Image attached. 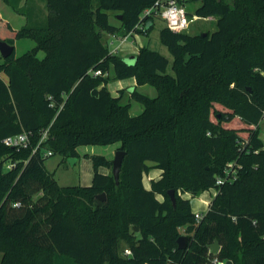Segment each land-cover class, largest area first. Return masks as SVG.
<instances>
[{
  "label": "trees",
  "instance_id": "obj_1",
  "mask_svg": "<svg viewBox=\"0 0 264 264\" xmlns=\"http://www.w3.org/2000/svg\"><path fill=\"white\" fill-rule=\"evenodd\" d=\"M157 1L6 0L27 23L15 29L0 15V40L36 44L0 62V264H264V0H178L198 2L188 16L213 17L216 29L163 27L172 62L146 45L134 62L111 53L105 33L147 34L155 15L146 29L136 25ZM110 70L157 94L113 96ZM132 100L141 113H131ZM24 132L27 146L5 144ZM113 143L126 151L119 183L102 154H84L89 185L62 186L45 164L47 150L68 160L79 146ZM155 168L161 175L147 188ZM213 187L197 220L191 198Z\"/></svg>",
  "mask_w": 264,
  "mask_h": 264
},
{
  "label": "rangeland",
  "instance_id": "obj_2",
  "mask_svg": "<svg viewBox=\"0 0 264 264\" xmlns=\"http://www.w3.org/2000/svg\"><path fill=\"white\" fill-rule=\"evenodd\" d=\"M33 1H35V0H33ZM183 5H184L187 12L193 14V13H195L196 7L199 5V3L198 2L185 1L183 3ZM41 6L44 7L42 4H41ZM111 20L114 23H117V24L119 23V20L112 14H111ZM153 22H154L153 26L149 29L147 34H145V33L144 34L139 33V34L143 35L144 37H147V39L149 40L147 44L149 45L150 48L157 50L161 54L167 56L169 58L170 62H172V59H173L172 54H171L169 48L161 42V38H160V31L163 27L166 26V21L160 15H157L154 17ZM215 29H216L215 19L202 18L201 17L199 19L193 20L191 22L189 28L186 30V32L195 34V33H200L202 31H206V30L213 31ZM138 37H132L133 42L130 39L129 41L126 42L128 44L124 43L121 46L119 54H123L124 47L131 44V43L136 48L137 47L140 48L139 44L141 42H140ZM110 38H111V36L108 33H105L104 41L109 42ZM136 38H137V40H136ZM15 44H16L15 45V55L20 56L23 53H25L26 51L32 49L35 46L36 42L31 38H21V39H17ZM129 56H131V55H127V57H129ZM169 70L172 71L171 65L169 66ZM112 74H113V71H111V74H110L112 82H115V80H117V81L118 80H126L127 81L129 78H132V77H129V78H124V79H119V78H114ZM3 77L5 79H7V76H3ZM109 86H110V88L111 87L113 88V83H110ZM140 91L143 93H146L148 95H151V96L156 95L155 87L152 85H149V84H146L145 88L140 89ZM114 92L115 91H113V94H114ZM132 104L133 105L131 107V113L133 115L139 114L141 111L136 109L137 107L135 106V104L139 105V107H141L142 104L135 101V100H132ZM260 137L264 143V118L260 122ZM119 147H120V143H113V144H107V145H101V144L82 145V146H79V148H78V150L80 152V157L78 158L79 160L76 163L71 162L69 159L65 160L61 154H52V155L48 156V158L45 161V164L50 171L54 172L55 178L57 179L58 183L62 186L89 185L91 183L86 184V183H84V180H83V173H84L83 162H84V158H85V156L83 154L88 153V152H93L96 154L105 155L109 159H113L115 156L116 150L119 149ZM90 148H91V151H90ZM11 162H14V161L11 160L8 163H11ZM106 171H108V169ZM216 191H217L216 188L213 187V188L208 189V191L198 195L197 197L191 198V204H192L193 208H195L196 200L198 198L203 197V195H206L208 197H213L215 195ZM179 192L182 194L183 197H191L192 196V193L189 191H186V192L179 191ZM211 200H212V198H211ZM211 200L209 201V204H210ZM206 207H207V205H206ZM207 209H205V210L202 209L201 212H205ZM181 232L183 234H185L184 228H181ZM122 245L123 246L125 245L124 241L122 242Z\"/></svg>",
  "mask_w": 264,
  "mask_h": 264
},
{
  "label": "built area",
  "instance_id": "obj_3",
  "mask_svg": "<svg viewBox=\"0 0 264 264\" xmlns=\"http://www.w3.org/2000/svg\"><path fill=\"white\" fill-rule=\"evenodd\" d=\"M148 15H160L165 21L166 25L175 32H183L186 31L191 22L195 19L200 18L197 15H194L190 18L187 14V11L183 4H181L178 0H165V2L157 1L151 7L146 8L142 13V18L137 23L136 28L144 30L147 28V20L146 16ZM135 30L129 31L125 35L117 36L116 34H111L112 38L109 40L110 52L113 54L119 53L121 46L130 40L135 34H137ZM93 75H101L103 74L101 69H90L89 71ZM48 129L44 130L43 137L40 140L37 147L34 148L33 152H35L40 145V143L46 138ZM6 145L9 146H27L30 142L29 133L24 132L14 136H9L4 139ZM46 155H51L52 150H47ZM15 165V162H11L7 164V168H11ZM222 182V178H218L217 184ZM216 194V193H215ZM19 203H14V205H18ZM204 212L197 211L195 212V217L197 220L201 219ZM125 254L131 255V250L126 248L124 250ZM214 264H221L217 260H215Z\"/></svg>",
  "mask_w": 264,
  "mask_h": 264
},
{
  "label": "crops",
  "instance_id": "obj_4",
  "mask_svg": "<svg viewBox=\"0 0 264 264\" xmlns=\"http://www.w3.org/2000/svg\"><path fill=\"white\" fill-rule=\"evenodd\" d=\"M46 11V10H45ZM0 15L2 18H4L6 21H8L13 28L15 29H19L20 27H22L23 25H25L27 23V18L25 15L23 14H20L18 13L17 11H15L13 9V7H11L7 2L6 0H0ZM207 18H211V19H214L213 17H207ZM199 19V18H198ZM112 21V20H111ZM113 22V21H112ZM119 24V23H118ZM117 36H121L120 34H116ZM111 38H112V35H110ZM139 36V37H138ZM133 37H138L139 40H140V44H139V47L141 46H149L147 43H148V39L147 37H144L143 35H140L139 33L135 34ZM110 38V39H111ZM109 39V40H110ZM131 41L133 42L132 40V37L130 38ZM137 40V38H136ZM16 40L14 42V46L16 45ZM128 44V43H126ZM125 44V45H126ZM138 47L136 48L132 43L125 46L124 47V52L123 54H121L122 56L124 57H127V55H136L137 52H138ZM126 51V52H125ZM1 54V52H0ZM38 56L40 58H43L45 56V52L44 51H39L38 53ZM3 56L0 55V62L3 60L2 58ZM111 71H109V75L111 74ZM113 77H114V73L112 74ZM3 76H6L3 74ZM111 76V75H110ZM130 79V80H129ZM127 81L126 80H115V82H112V80H110V82L108 83V87L112 93L113 96H119V91L121 89H131L133 87H137L139 90L140 89H144L146 84L145 85H137V81H136V78L135 77H132V78H129ZM110 83H113V88L111 87L110 88ZM113 91L114 94H113ZM156 94H157V90H156ZM153 95V94H152ZM151 96V95H150ZM155 96V95H153ZM133 105V104H132ZM135 106L137 107L136 109L140 110L141 112L143 111L144 107L143 105L141 107H139V105H136ZM132 107V106H131ZM140 108V109H139ZM140 112V113H141ZM90 151H91V148H90ZM85 153V152H84ZM88 153H93V152H88ZM84 155V154H83ZM79 158V157H78ZM77 158V161L79 160ZM76 161V162H77ZM107 169L106 168H101V171H104V172H107L106 171ZM83 180H84V183L86 184H89L92 182V179H93V174H94V170H93V165H92V162L89 158H84V162H83ZM161 175V170L160 169H152L148 174L145 175L144 177V185L147 187V188H150L151 186V179H158ZM208 191V190H206ZM204 191V192H206ZM202 192V193H204ZM201 193V194H202ZM212 197H208L206 195H203V197L201 198H198L196 200V206L195 208H193L192 206V209L194 212H197V211H202V209H207L209 207V201L211 200ZM192 205V204H191ZM207 205V207H206ZM204 207V208H203ZM206 207V208H205Z\"/></svg>",
  "mask_w": 264,
  "mask_h": 264
},
{
  "label": "water",
  "instance_id": "obj_5",
  "mask_svg": "<svg viewBox=\"0 0 264 264\" xmlns=\"http://www.w3.org/2000/svg\"><path fill=\"white\" fill-rule=\"evenodd\" d=\"M119 16L121 17V15H119ZM202 34H206V32H203ZM14 49H15V46L13 44H11L5 40H0V52L4 58L11 55L13 53ZM135 59H136V55L125 57V60L127 62H134ZM125 154H126V151L119 148L116 150L115 156L112 159V173L114 175L116 183H119L120 171H121V167L123 164ZM69 160L73 163L74 162L76 163L77 158L76 157H70ZM168 194H169L171 200L173 201V203H175L176 202L175 191L173 189H171L168 191ZM97 197L99 199L105 200L106 194L101 193V194H98ZM188 241H189V237L186 234L180 235L177 239L179 248H186L188 246ZM211 247H212L213 252H218L220 250V245H219V242L217 240L215 241V243H213L211 245ZM225 264H233V261L227 260L225 262Z\"/></svg>",
  "mask_w": 264,
  "mask_h": 264
}]
</instances>
